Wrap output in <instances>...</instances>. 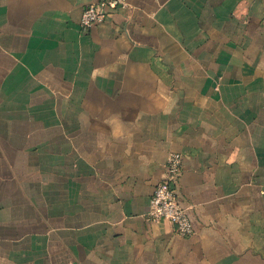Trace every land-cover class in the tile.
<instances>
[{"label": "crops", "instance_id": "obj_1", "mask_svg": "<svg viewBox=\"0 0 264 264\" xmlns=\"http://www.w3.org/2000/svg\"><path fill=\"white\" fill-rule=\"evenodd\" d=\"M97 1L0 0V264H264V0Z\"/></svg>", "mask_w": 264, "mask_h": 264}, {"label": "built area", "instance_id": "obj_2", "mask_svg": "<svg viewBox=\"0 0 264 264\" xmlns=\"http://www.w3.org/2000/svg\"><path fill=\"white\" fill-rule=\"evenodd\" d=\"M127 6V0H100L89 3L82 13L81 25L89 29L105 21L110 10L125 9ZM182 169L183 155L180 152L170 153L164 178L157 184L150 199L147 216L153 221L168 220L173 223L178 234L188 236L193 232V222L180 204L174 187Z\"/></svg>", "mask_w": 264, "mask_h": 264}]
</instances>
